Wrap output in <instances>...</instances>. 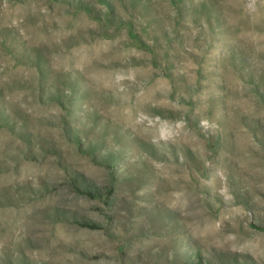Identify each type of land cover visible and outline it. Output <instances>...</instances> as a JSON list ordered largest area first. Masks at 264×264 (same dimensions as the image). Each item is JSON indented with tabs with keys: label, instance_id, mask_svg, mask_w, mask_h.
<instances>
[{
	"label": "rangeland",
	"instance_id": "rangeland-1",
	"mask_svg": "<svg viewBox=\"0 0 264 264\" xmlns=\"http://www.w3.org/2000/svg\"><path fill=\"white\" fill-rule=\"evenodd\" d=\"M0 264H264V0H0Z\"/></svg>",
	"mask_w": 264,
	"mask_h": 264
}]
</instances>
